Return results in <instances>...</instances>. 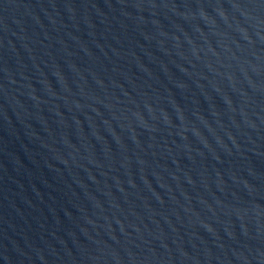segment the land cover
I'll return each mask as SVG.
<instances>
[{
  "label": "water",
  "instance_id": "1",
  "mask_svg": "<svg viewBox=\"0 0 264 264\" xmlns=\"http://www.w3.org/2000/svg\"><path fill=\"white\" fill-rule=\"evenodd\" d=\"M0 264H264V0H0Z\"/></svg>",
  "mask_w": 264,
  "mask_h": 264
}]
</instances>
